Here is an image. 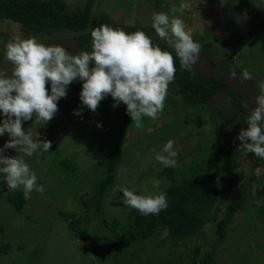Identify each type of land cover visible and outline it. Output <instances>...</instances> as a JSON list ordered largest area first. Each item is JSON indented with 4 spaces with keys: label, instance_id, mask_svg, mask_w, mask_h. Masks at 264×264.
Segmentation results:
<instances>
[{
    "label": "rangeland",
    "instance_id": "1",
    "mask_svg": "<svg viewBox=\"0 0 264 264\" xmlns=\"http://www.w3.org/2000/svg\"><path fill=\"white\" fill-rule=\"evenodd\" d=\"M64 1L69 6L68 10L75 11L76 8H84L87 0ZM235 1L163 0L159 11L163 10L170 18L182 19L185 30L190 31L193 40L199 42L201 46L206 42L214 44V48L208 51L201 50L197 61L199 66L205 72L223 78L241 92L247 102L246 108L250 109L255 106L252 102L260 91V85L264 84V34L257 32L249 43L234 54L229 48L227 49L226 44H231L232 40L226 37L234 32L245 31L246 24L251 20L243 14L235 15L233 12ZM154 2L155 0H94L90 13L94 16L105 13L116 23L150 29ZM255 6L256 23L264 21V0H258ZM232 21L234 25L231 24ZM30 36H35L39 42L46 45H61L73 54V43L68 38L59 43L29 34L18 24L7 22L0 24V50L2 46L6 48L17 37ZM12 69V62L5 55L0 65V73L11 76ZM244 70L252 74L250 81L240 79V73ZM80 90L81 83L78 80L73 81L67 86V95L57 102L58 111L45 126L38 123L33 116L28 120L29 127L22 128L33 138L37 133L38 139L49 138L51 142L56 143L62 155L71 153L77 157L78 166L83 171V168L90 163L92 167L95 158L111 144L114 131L118 129L120 123L117 108L125 105L120 103L113 107V98L108 95L99 102L93 112L81 104ZM174 92L175 90L169 86L165 99L177 101L178 96ZM74 109H79L80 115H74ZM182 110L179 106L175 110L176 113H159L155 120L144 116L139 127L133 123L122 135L123 164L117 170L114 185L100 206L99 218L93 219L92 225L85 228L87 243L84 245L77 239L75 233L69 230V221H66L63 215L73 213L78 217L81 215L79 205H76L75 201L71 203L72 199L64 201L63 196L55 195L51 191L55 179L53 154L42 158L39 152L29 157L12 148L4 149L2 154L5 156L23 157L36 173L37 184L43 185L45 191L38 193L33 190L29 198H24L25 203L18 213L7 203L5 197L13 192H23V189L22 187L8 189L3 180L4 174H0V245H10V251L0 258V264H95L103 261L99 252L105 251L104 243L110 240L112 233L115 235L116 232L120 237L119 240L113 238L114 246L117 249H129V246L124 245V234L120 233V230L122 220L129 214L131 207L124 203L123 194L118 189L127 187L137 194L148 195L159 193L166 188L169 185V178L163 174L165 167L155 159V156L169 139L174 141L173 147L178 152L174 166L179 171L176 174L177 181H180L179 169L194 160L206 156L212 167L221 165L214 159V154L219 150L224 154L228 153L229 158L239 159L243 146L240 150L237 149L239 144L237 136L211 127L207 123L209 113H203V110L196 114L197 118L204 121L201 125L190 122L194 116L193 112L188 110L184 113ZM189 114L191 117L187 119L185 116ZM97 122L101 127L96 126ZM8 139L7 133L0 136V147ZM86 144L89 146L85 147ZM215 144L218 146L216 150L213 149ZM244 158L243 154L240 160ZM245 164L244 160L242 166L244 171ZM263 173L264 170H258L257 176ZM79 184L83 185L82 190H85L87 184L91 182ZM235 188L233 187L232 190ZM228 200L227 196L226 201ZM244 218L241 213L235 216L223 246L217 251L215 264H264V231L262 230L264 225L261 220L252 219L250 223L252 230L250 225L245 226L246 230L243 226ZM96 223L99 226L94 228L93 225ZM106 226L114 229L109 230ZM200 234L203 236L194 242L200 246V255H202L215 238L213 225L208 224L203 227ZM157 238L159 239L160 235L154 234L146 241V248L138 249L140 257L133 264L189 263L188 255H190L189 249L193 246L192 242L176 244L167 241L164 246H160L157 244ZM124 258L131 259L129 256Z\"/></svg>",
    "mask_w": 264,
    "mask_h": 264
},
{
    "label": "trees",
    "instance_id": "2",
    "mask_svg": "<svg viewBox=\"0 0 264 264\" xmlns=\"http://www.w3.org/2000/svg\"><path fill=\"white\" fill-rule=\"evenodd\" d=\"M93 1L87 0L84 8H76L72 11L67 9L69 6L64 0H0V24L5 22L18 24L29 34L52 39L59 43L68 38L73 43V54L78 51L91 50L90 32L101 24L123 29L128 33L144 30L162 49L171 51L162 40L156 37L152 27L147 29L119 24L105 13L91 15ZM162 1L155 0L154 13H165L163 10L159 11ZM257 2L258 0L235 1L233 7L235 15L243 14L251 20L246 24L245 31L234 32L226 37L232 40L231 44L226 45L233 54L249 43L257 32L264 34V21L256 23L255 5ZM231 24L234 25V21ZM212 48L214 44L210 42L201 46L203 52ZM5 51L6 48L2 46L0 65ZM173 56L176 72L169 86L175 90L174 94L178 96V100L165 99L163 110L160 113L173 114L176 113V108L181 106L182 112L186 113L188 110L193 112L194 116L190 120L192 124L201 125L204 121L197 118L196 114L203 110V113H209L207 123L211 127L234 136H237L242 128L247 127L246 119L249 109L246 108L247 102L241 92H238L223 78L205 72L198 62L191 71L181 69L179 59L174 53ZM45 88L49 89L47 82ZM117 110L120 123L118 129L114 131V138H112L114 143L111 145V142L95 158V164L92 167L90 163L81 171L77 157L71 153L62 155L56 143L53 142H51L49 151H46L48 154L40 152L42 158L50 154L55 157V179L53 188H51L52 193L63 196L64 201L72 199L71 203L75 201L76 205H79L81 215L78 217H75L73 213L63 215L64 219L69 221V230L75 233L74 235L83 245L87 243L85 228L92 225L93 219L99 218L100 206L114 185L117 170L123 164L122 135L131 128L133 123L126 113V106L119 107ZM185 117L188 119L191 115ZM22 127L28 128L29 121H23ZM86 146L89 145L86 144ZM217 147V144L213 145L214 150ZM237 149L240 150L241 145L237 144ZM243 154L245 158L240 160ZM214 159L221 165L212 167L210 160L205 156L180 168V181L176 179V174L179 172L177 167H165L163 174L169 178V185L161 192L166 193L167 207L158 214L147 216L131 208L129 214L122 220L120 230V233L124 234V245L129 246V249H117L113 238L119 240L120 236L117 232L115 235L112 233L110 240L104 243L105 251L99 252L103 261L95 262V264H133L140 257L138 249L146 248V241L154 234L155 236L160 235V238H157V244L160 246H164L167 241L176 244L192 242L188 264H215L217 251L223 246L238 213L245 217L244 227L250 225L251 228L252 219L255 221L259 219L264 225V173L257 176L258 170H264V158L257 157L253 153H246L243 148L237 160L229 158V154H224L221 150L214 154ZM244 160L245 171L242 167ZM87 181L91 184H87V188L82 190L83 185L79 183L85 184ZM233 187L236 188L232 190ZM227 196L228 201H226ZM5 199L18 213L25 203L23 192L19 191L7 194ZM208 224L213 225L215 238L208 245L205 253L200 255L201 248L194 241L203 236L200 230ZM93 226L97 228L99 224L96 223ZM106 228L114 229L108 226ZM262 230L264 231V226ZM9 251V244L0 245V258L7 255ZM102 252L106 254L102 255ZM125 256L131 259H126Z\"/></svg>",
    "mask_w": 264,
    "mask_h": 264
},
{
    "label": "clouds",
    "instance_id": "3",
    "mask_svg": "<svg viewBox=\"0 0 264 264\" xmlns=\"http://www.w3.org/2000/svg\"><path fill=\"white\" fill-rule=\"evenodd\" d=\"M156 37L171 51L162 49L144 30L128 33L123 29L101 24L90 32L91 50L70 54L61 45H46L35 36L17 37L6 47V58L12 62L11 76L0 73V136L9 139L0 147V174L10 190L22 187L25 199L33 190L43 193L36 173L21 158L3 155L12 148L26 156L49 151L51 141L38 139L22 128V122L34 119L45 126L58 111V101L67 95V86L81 83L79 100L95 111L106 96L113 98V107L123 103L126 113L139 127L142 117L158 118L164 107L169 85L175 78L174 56L180 68L191 71L200 58L201 45L185 30L179 17L170 18L158 12L152 16ZM91 64V66H90ZM235 75V73H234ZM242 81H250L247 70L240 73ZM49 84L46 90L45 84ZM249 109L247 127L236 137L246 153L264 158V84ZM80 115L79 109L73 110ZM97 127H101L97 122ZM174 141L167 140L155 156L164 167H174L178 152ZM158 184V182H156ZM124 203L142 215H155L168 205L166 193L137 194L127 187L119 188Z\"/></svg>",
    "mask_w": 264,
    "mask_h": 264
}]
</instances>
